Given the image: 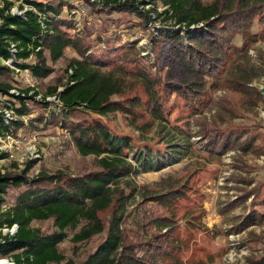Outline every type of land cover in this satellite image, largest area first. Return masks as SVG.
<instances>
[{"label":"trees","instance_id":"1","mask_svg":"<svg viewBox=\"0 0 264 264\" xmlns=\"http://www.w3.org/2000/svg\"><path fill=\"white\" fill-rule=\"evenodd\" d=\"M86 1L93 12L105 14L113 21L114 15L135 17L140 21L136 27L144 30H150V25L157 20L174 21L173 29L159 27L158 36L155 38L152 34L151 38L157 50V64L169 65L179 74L171 76L166 72L170 80L164 83L154 78L151 64L145 67L127 58L133 43L116 48L110 45L112 39L100 37V41L108 43L101 51L109 53L112 49L114 56L90 51L92 46L83 36L74 34L79 26L70 0L57 3L24 0L19 8L21 14L11 13L14 6L11 0L4 2L0 7L1 60L11 61L17 70L29 71L34 78L42 80L53 74L50 63L63 59L67 49H74L80 59L70 61L66 68L68 80L62 90L56 86L47 94L57 96L59 104L47 101V97L38 100V92L29 96L31 89L22 91L24 96H12L10 91L14 87L0 83L1 96L18 117L7 122L0 113V138L19 137L30 127L62 128L69 133L79 153L94 156L100 168L84 175L40 173L30 178L28 174L35 166L30 161L19 173H0V229L18 227L14 235H0V259L9 257L15 264H77L67 260L59 250V245L68 237L67 231L81 227L73 238L77 244L102 234L104 224L99 214L114 202L119 205L106 239L83 264H150L135 253V245L124 243L121 225L130 195L119 190V185L132 174L156 172L181 162L187 154V136L180 124L173 125L172 130L164 126L167 129L164 148L154 150L145 146L142 150L130 136L116 134L102 120L90 117L89 112L108 115L115 104L106 103L105 96L121 93V86L104 74L102 68L118 65L143 79L148 88L149 107L141 100L137 107L151 111L161 125L170 116L163 104L165 93L182 100L185 104L182 106L192 118L216 107L211 94L216 89L246 96L247 102L243 105L247 109L256 108L263 99L261 92L252 86L261 73L251 64L248 53L253 44L264 39V0H214L209 5L201 0H158L166 7L162 13L145 9L155 3L153 0H103L101 4ZM255 25L261 27L260 32H253ZM107 33L106 36L114 35L112 30ZM237 37L242 38L241 45L234 43ZM12 44L17 48L15 55L10 49ZM31 59L34 61L28 62ZM118 60L124 63L119 65ZM13 71L16 70L0 66V75H11ZM118 105L116 109L128 111L126 106ZM38 107L42 109L41 114L31 117ZM228 109L225 112L231 113ZM129 111L136 127L147 132L151 124L143 120L138 109ZM199 126L203 128L200 136L210 153H226L236 148L243 156H264V140L247 128L213 133L207 123ZM6 157L5 153L0 154V160ZM11 190L19 193L12 206L4 207ZM257 194L258 190L254 189L243 198ZM258 214L259 211L252 209L236 231L264 222V214ZM50 219L57 228L52 234L31 228L35 221ZM252 263L264 264V258Z\"/></svg>","mask_w":264,"mask_h":264},{"label":"rangeland","instance_id":"2","mask_svg":"<svg viewBox=\"0 0 264 264\" xmlns=\"http://www.w3.org/2000/svg\"><path fill=\"white\" fill-rule=\"evenodd\" d=\"M5 1L0 0V7ZM11 1L14 4L12 12H20L19 8L24 4V0ZM38 1L58 2V0ZM153 1L155 3L146 6L145 9L164 12L166 7L161 1ZM201 1L209 5L214 0ZM98 3L102 2L97 1ZM70 4L74 6L79 24V29L74 31V34L83 36L82 38L92 46L90 51L106 53L101 50L108 45L107 40L100 41V37L112 39L113 43L110 45L116 48L133 43L132 48L128 49L131 51L127 58L141 66L146 67L147 63L151 64L154 78L164 83L170 80L165 76L166 72L171 76L179 74L172 71L169 65L160 67L157 64V50L151 38L152 34H155V38L158 36L159 27L173 29L174 21L157 20L150 25V30H144L136 27L140 21L135 17L114 15L115 21H113L105 14L98 15L93 12L86 0H70ZM85 11L86 16H84ZM257 23L258 20L255 21V24ZM176 28L178 29L179 26ZM111 30L114 35L106 36L105 33L110 34ZM260 31L261 27L255 25L253 32ZM185 42L188 44V39H185ZM234 43L241 45L243 40L237 37ZM113 53L114 51L110 49L106 54L112 57ZM248 56L251 64L261 73L252 84L255 90L261 92L263 98L261 102L258 101L256 108L244 107L247 97L242 94L216 89L211 92L216 107L192 118L182 106V100L176 95L170 97L165 93L163 104L170 116L163 125L151 114V111L145 112L144 109L140 110L137 107L139 100L149 107L148 88L143 79L121 69L118 65L102 68L104 74L121 86V93L105 96L106 103L115 104L108 115L89 112L90 117L102 120L116 134L130 136L142 150L145 146L154 150L163 149L167 129L172 130L173 125L176 124H180V128L187 136L188 143L184 142L188 146H185L187 154L181 162L156 172L132 174L119 185V190L130 195L121 225L124 243L127 246L135 245L137 248L135 253L150 264H253L254 260L264 258L263 221L236 231V227L252 209L264 213V156H243L236 148L226 153H210L200 136L203 128L199 126L202 122L207 123V128H212L209 130L213 133L228 128H247V131L264 140V39L253 44ZM75 58L80 59L76 51L69 48L65 51L63 59L55 64L50 63L54 72L47 79L38 80L29 71L20 73L13 71L11 75H0V83L11 84L19 91L35 89L41 96L38 100H41L50 97L47 94L51 88L57 86L60 90L63 87L68 80L66 68ZM121 60L116 63L119 65L124 63ZM33 61L31 59L28 62ZM0 66L4 65L0 62ZM207 83L209 85L211 81L207 80ZM119 103L126 106L128 111L122 112L116 109ZM1 104L0 95V106ZM228 108L231 113L225 112ZM36 109V113L31 116L33 118L42 112L40 107ZM131 109H138L143 120L151 124L147 132H142L133 123L129 113ZM23 120L27 122V119ZM184 121L187 123H183ZM164 126L167 129H163ZM0 153H5L7 156L0 160L2 174L19 173L26 169L30 161L35 165L28 174L30 178L40 173L84 175L100 169L98 160L94 156L81 155L69 133L58 127L47 129L30 127L20 133L19 137L0 140ZM254 189L258 190L256 196L243 198L246 192ZM18 193L11 190L7 196V205L4 207L12 206ZM118 205L114 202L110 208L99 214L104 224V232L91 240L77 244L73 238L81 227L67 231V239L59 245L60 252L67 260L72 259L77 264H83L96 251L106 239ZM31 228L46 235L57 231L53 219L35 221ZM16 231L4 228L0 230V235H14ZM0 261L15 264L9 257L1 258Z\"/></svg>","mask_w":264,"mask_h":264},{"label":"built area","instance_id":"3","mask_svg":"<svg viewBox=\"0 0 264 264\" xmlns=\"http://www.w3.org/2000/svg\"><path fill=\"white\" fill-rule=\"evenodd\" d=\"M92 2H100V1H103V0H91ZM13 10V9H12ZM12 10H11V13L12 14H21V12H12ZM87 15V13H86V11H85V13H84V16H86ZM76 20H77V16H76ZM78 21V20H77ZM78 26H79V24H78ZM11 52H12V54L13 55H15L16 54V52H17V48H16V46L14 45V44H12L11 45ZM0 62H1V64L2 65H4V66H9L10 68H12V69H14V70H16L17 72H22V71H20V70H17L16 68H15V66L12 64V62L11 61H5V60H1L0 59ZM70 73H72V71H70ZM62 90V88L59 90V91H61ZM22 91H19V90H17L16 88H13L11 91H10V94L12 95V96H19V95H22V96H24V94L23 93H21ZM36 93V90L35 89H31V91H30V93H29V96H32V95H34ZM1 95V94H0ZM38 97V98H37ZM36 98L37 99H40L41 98V96L38 94L37 96H36ZM47 99V101H49V102H55V103H57V104H59L58 102V98H57V96H50V97H47L46 98ZM13 100V99H12ZM42 100V99H41ZM1 102H2V104H1V106H0V113L1 114H3L4 115V117H5V120L8 122V121H11V120H14V119H18V117H17V115L15 114V112H14V110L12 109V107H11V105L10 104H8L7 102H5L4 101V99H3V97L1 96ZM25 119V118H24ZM24 121H26V120H24ZM12 137H7V138H0V140H8V139H11ZM0 154H2V153H0ZM8 229V228H7ZM0 230H2V229H0ZM8 230H13V231H16V230H18V227L15 225L13 228H11V229H8ZM17 232V231H16Z\"/></svg>","mask_w":264,"mask_h":264},{"label":"bare ground","instance_id":"4","mask_svg":"<svg viewBox=\"0 0 264 264\" xmlns=\"http://www.w3.org/2000/svg\"><path fill=\"white\" fill-rule=\"evenodd\" d=\"M0 264H7L6 262H4V261H0Z\"/></svg>","mask_w":264,"mask_h":264},{"label":"crops","instance_id":"5","mask_svg":"<svg viewBox=\"0 0 264 264\" xmlns=\"http://www.w3.org/2000/svg\"><path fill=\"white\" fill-rule=\"evenodd\" d=\"M259 212H260V214H261V215H263V214H264V213H263L261 210H259Z\"/></svg>","mask_w":264,"mask_h":264},{"label":"water","instance_id":"6","mask_svg":"<svg viewBox=\"0 0 264 264\" xmlns=\"http://www.w3.org/2000/svg\"><path fill=\"white\" fill-rule=\"evenodd\" d=\"M263 93H264V89H263Z\"/></svg>","mask_w":264,"mask_h":264}]
</instances>
